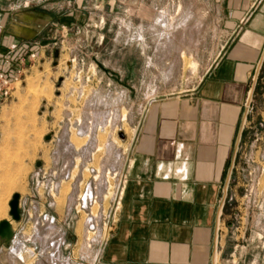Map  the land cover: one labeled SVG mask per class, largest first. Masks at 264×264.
I'll use <instances>...</instances> for the list:
<instances>
[{
    "label": "rangeland",
    "instance_id": "1",
    "mask_svg": "<svg viewBox=\"0 0 264 264\" xmlns=\"http://www.w3.org/2000/svg\"><path fill=\"white\" fill-rule=\"evenodd\" d=\"M33 1L32 10L44 8L54 18L47 37L55 45L0 104V175L15 184L32 179L38 162L55 168L68 163L71 171L76 162L74 181L64 183L56 198L58 211L80 182L93 185L97 175L103 203L108 189L113 196L117 191L152 100L197 89L223 53L229 36L220 20L228 16L227 2L43 0L36 9L39 2ZM73 58L81 85L73 81L77 73L66 71ZM248 111L229 173L214 264H264V60ZM80 216L77 228L68 230L69 241L82 237Z\"/></svg>",
    "mask_w": 264,
    "mask_h": 264
},
{
    "label": "crops",
    "instance_id": "2",
    "mask_svg": "<svg viewBox=\"0 0 264 264\" xmlns=\"http://www.w3.org/2000/svg\"><path fill=\"white\" fill-rule=\"evenodd\" d=\"M36 1L37 9L43 0ZM33 2L0 0V59L12 44L46 55L54 18L42 7L32 10ZM226 2L220 22L229 38L213 68L189 94L152 100L137 127L122 172L127 179L106 198L114 227L101 264H214L220 205L264 60V0ZM3 177L0 224L11 222L19 236L28 231L32 203L43 211L46 200L29 177L15 184ZM17 194L20 223L10 216ZM12 246L0 243V264H22Z\"/></svg>",
    "mask_w": 264,
    "mask_h": 264
},
{
    "label": "built area",
    "instance_id": "3",
    "mask_svg": "<svg viewBox=\"0 0 264 264\" xmlns=\"http://www.w3.org/2000/svg\"><path fill=\"white\" fill-rule=\"evenodd\" d=\"M67 27L62 28V33ZM55 44L47 45L45 50ZM17 44L8 47L7 52L0 59V104L8 101L13 95V86L21 84L28 71L39 61V55L33 53H20ZM77 59L73 58L65 63L66 71L77 73L74 77L76 84H82V72L77 71ZM89 77L86 82L89 81ZM252 94L248 98L245 121L249 114V107L252 102ZM244 121V122H245ZM81 123L79 122L78 125ZM92 126V122L89 124ZM53 136H51L52 138ZM53 165V164H52ZM48 166L44 161L38 162L32 173V181L38 194L43 195L46 200L42 211L36 203H32L28 212V231L16 235L11 243L12 254L22 264H101L102 255L107 242L110 241L113 233V215L111 206L106 208L104 200L108 197V191L102 198V185H98V175L94 177L92 184L80 182L78 192L74 198L69 193L61 211H58L56 198L62 194L64 183L74 181L73 172L79 168L76 162L70 170L69 164L60 168ZM111 175V173L107 174ZM117 174H113V178ZM127 179L126 175L121 176L119 184ZM228 182L225 192L227 193ZM225 200L221 202L220 210L225 206ZM81 214L84 215L82 237L75 235L72 241L68 240V230L76 229L81 221ZM218 241L216 244L217 251ZM26 253L27 259L23 256ZM215 260V259H214Z\"/></svg>",
    "mask_w": 264,
    "mask_h": 264
},
{
    "label": "water",
    "instance_id": "4",
    "mask_svg": "<svg viewBox=\"0 0 264 264\" xmlns=\"http://www.w3.org/2000/svg\"><path fill=\"white\" fill-rule=\"evenodd\" d=\"M119 137L122 140H125V135L123 132L119 133ZM50 137H47L49 140ZM20 195H15L13 197L12 202L10 203V216L12 221L15 223H20L22 221V210L20 209ZM15 237V233L12 230V223L11 222H2L0 224V243L1 245H5L6 247L10 246L13 239Z\"/></svg>",
    "mask_w": 264,
    "mask_h": 264
}]
</instances>
